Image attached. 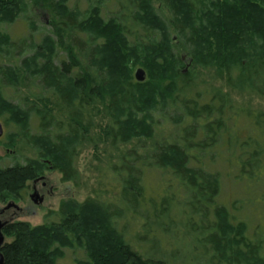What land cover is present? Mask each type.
Instances as JSON below:
<instances>
[{
  "label": "trees",
  "instance_id": "trees-1",
  "mask_svg": "<svg viewBox=\"0 0 264 264\" xmlns=\"http://www.w3.org/2000/svg\"><path fill=\"white\" fill-rule=\"evenodd\" d=\"M66 1L33 0L48 9L51 26V33L21 62L40 82L42 92L30 95L38 103L24 108L0 93V116L19 127L16 136L22 135L37 152L24 162L0 167V203L18 199L47 162L63 180L76 179L73 156L92 126L86 109L95 101L107 111L104 134L114 143L153 140L152 112L170 105L185 115L174 120L169 133L173 140L142 146L141 154L127 151L110 170L120 181L126 207L143 202L141 173L150 158L154 166L172 172L171 182L177 185L172 190H185L179 205L185 212L182 224L202 248V264H264V241L250 239L247 224L234 222L229 210L216 202L222 174L214 167L225 162L234 181L264 183V110L237 107L218 87L196 90L192 96L195 68L213 71L231 89L264 96V0H161L170 12L168 22L154 5L158 0H131L136 24L152 33L148 39L128 31L119 16L104 18L97 4L80 13ZM24 7L25 0H0V23L14 22ZM11 42L0 31V51ZM58 49L65 56L57 63ZM137 68L145 71L142 82L134 78ZM0 74L9 85H17L16 67H3ZM51 105L70 112L69 121L56 119ZM236 111L245 120L238 130L231 122ZM31 113L38 117L40 133L28 131ZM215 147L219 152L213 154ZM167 188H172L170 182ZM166 197L156 220L167 225L172 204ZM54 213L56 222L6 221L3 264H62L64 249L76 247L86 253L76 264H155L138 250L142 245L125 240L115 226V211L99 200H65Z\"/></svg>",
  "mask_w": 264,
  "mask_h": 264
},
{
  "label": "rangeland",
  "instance_id": "rangeland-1",
  "mask_svg": "<svg viewBox=\"0 0 264 264\" xmlns=\"http://www.w3.org/2000/svg\"><path fill=\"white\" fill-rule=\"evenodd\" d=\"M131 0H67V6L71 9L84 13L90 5L97 4L100 7L101 14L104 18L119 16L126 29L135 33L138 37L148 39L152 33L144 30L137 25L133 14L135 8ZM197 1V0H195ZM160 16L165 21L170 20V12L161 0L154 1ZM50 13L48 9L37 7L33 0H25L24 10L12 23H0V31L6 33L11 38V45L0 51V69L3 67H16L18 69L19 81L17 85H9L3 76H0V93L6 100L17 103L24 108L38 103L30 95L40 94V82L31 72H26L21 67L24 58L33 54L36 46L42 37L51 33ZM171 35L175 37L173 31ZM157 36V35H156ZM155 36V37H156ZM178 55H183L184 51L177 47ZM55 62L64 58L65 54L60 49L56 52ZM188 68V67H185ZM196 74V90L211 89L218 87L229 93L237 107L240 105L252 107L254 109L264 110V96L239 92L226 86L223 80L218 79L211 70L194 69ZM1 75V74H0ZM44 95L49 93L44 91ZM52 113L59 121H69L67 110L60 106L51 105ZM168 105L164 110H155L152 112L154 120V136L151 139L132 138L127 142L115 143L104 134V128L109 123L107 111L104 106L95 101L86 111L91 117L92 126L88 130L87 138L80 140L75 148L73 156V169L76 179L65 181L60 172L54 170L47 162V168L37 178L35 182H28L26 188L21 191L18 199H11L8 202L0 203V209H3L8 203H15L20 209L9 207L3 215H0L2 221L23 220L31 225H38L45 222H56V212L60 203L65 200H75L83 202L88 198H95L104 203L111 211H115V226L123 235L125 240L133 245L141 246L143 250L139 251L148 254L155 264L164 261L166 264H201L205 262V256L202 248L199 247L195 239H191L185 233V227L182 222L185 219L183 207H179L185 190L180 188L178 191L176 182L172 181L174 176L168 168L154 166V163L147 162V167L142 175L143 182V201L141 205L128 209L124 203L121 193V185L118 177L111 174V168L116 167L119 158L127 151L141 154L143 147H150L151 143L158 141L173 140L172 134H169L171 127L174 126V120L180 118L182 113ZM170 120L164 121V117ZM185 116V115H184ZM181 116V117H184ZM38 117L31 113L28 124V131L31 134L40 133ZM0 122L3 126V135L0 137V167L10 165L14 162H24L26 158L36 157L37 152L25 138L16 136L21 134V129L14 123L6 120V116H0ZM231 122L234 129L238 130L245 120L239 111L232 115ZM51 128H49V131ZM53 134H55L52 132ZM13 137V146L9 145V139ZM224 141V140H223ZM233 147L235 145H232ZM135 150V151H134ZM218 153L217 147L214 148L213 154ZM223 153L220 155L222 156ZM222 162V158L219 160ZM218 163V162H217ZM213 164L214 167L222 174L221 183L216 202L224 205L233 217L234 222L244 221L247 224V236L254 240L264 241V183H238L234 181L232 175L226 174V163ZM213 170L210 167V170ZM171 183L172 188H167ZM33 186L39 196H42L41 203L36 204L32 201L31 195L35 193ZM172 191L174 193H172ZM167 201H171L170 223L163 224L156 218L160 215V202L164 196ZM145 199V201H144ZM178 200V201H177ZM181 208V209H180ZM183 210V211H181ZM178 211V212H176ZM259 223V227H258ZM261 225V226H260ZM256 234L254 236V232ZM4 241H7L4 237ZM154 248V249H153ZM195 250V251H194ZM205 254V252H204ZM86 258L83 248H65L64 256L59 259L62 264H76L78 260ZM168 261V263H167ZM171 261V262H170ZM232 264H236L233 263Z\"/></svg>",
  "mask_w": 264,
  "mask_h": 264
},
{
  "label": "water",
  "instance_id": "water-1",
  "mask_svg": "<svg viewBox=\"0 0 264 264\" xmlns=\"http://www.w3.org/2000/svg\"><path fill=\"white\" fill-rule=\"evenodd\" d=\"M145 77H146V75H145V71H144L142 68H137V69H135V71H134V78H135L136 81H138V82H142V81L145 80ZM2 135H3V126H2V124H1V122H0V137H1ZM30 197H31L32 201H33L34 203H36V204L41 203L42 200H43V198H42L41 196H39V194H38L36 191H35V193H34L33 195H31ZM11 206L17 208V205H16L15 203H13V202L8 203V204L5 206V208H9V207H11ZM5 223H6V221H2V220L0 219V264H3V262H4L3 255H2V253H1V247H2V245H3V243H4V235H3L2 229H3L4 225H5Z\"/></svg>",
  "mask_w": 264,
  "mask_h": 264
},
{
  "label": "flooded vegetation",
  "instance_id": "flooded-vegetation-1",
  "mask_svg": "<svg viewBox=\"0 0 264 264\" xmlns=\"http://www.w3.org/2000/svg\"><path fill=\"white\" fill-rule=\"evenodd\" d=\"M37 179H35V180H33L32 182H35ZM32 190H34V191H36L37 192V190H35V187L33 186V188H32ZM38 193V192H37ZM42 197V196H41ZM15 208V207H14ZM8 208H3V209H0V215H3V213L5 212V210H7ZM15 209H17V210H19L20 208L17 206V208H15Z\"/></svg>",
  "mask_w": 264,
  "mask_h": 264
}]
</instances>
